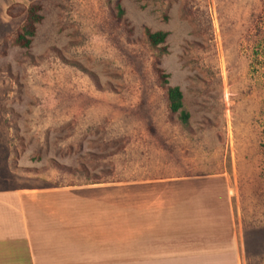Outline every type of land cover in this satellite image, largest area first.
I'll return each mask as SVG.
<instances>
[{
  "label": "rangeland",
  "instance_id": "374dc122",
  "mask_svg": "<svg viewBox=\"0 0 264 264\" xmlns=\"http://www.w3.org/2000/svg\"><path fill=\"white\" fill-rule=\"evenodd\" d=\"M32 2L43 19L18 47ZM145 28L168 32L166 53ZM117 177L227 196L211 206L243 264H264V0H0V188Z\"/></svg>",
  "mask_w": 264,
  "mask_h": 264
},
{
  "label": "crops",
  "instance_id": "0c3cea01",
  "mask_svg": "<svg viewBox=\"0 0 264 264\" xmlns=\"http://www.w3.org/2000/svg\"><path fill=\"white\" fill-rule=\"evenodd\" d=\"M43 183L0 188V264H243L234 218L211 206L229 198L194 180Z\"/></svg>",
  "mask_w": 264,
  "mask_h": 264
},
{
  "label": "trees",
  "instance_id": "16d2710c",
  "mask_svg": "<svg viewBox=\"0 0 264 264\" xmlns=\"http://www.w3.org/2000/svg\"><path fill=\"white\" fill-rule=\"evenodd\" d=\"M118 9V17L122 13L119 3H116ZM42 6L39 3H30L25 12L23 23L20 25L16 32L13 43L14 45L22 48H28L32 42V38L36 32L37 24L41 23L43 15L41 13ZM167 31H150L145 28V38L147 42L153 47L158 49L160 53H166V46L164 45ZM155 72L158 75L159 82L165 86L167 84V74H165L160 67L155 68ZM166 98L168 108L171 113H178V119L184 125L188 124L189 114L182 109V93L177 86H165Z\"/></svg>",
  "mask_w": 264,
  "mask_h": 264
}]
</instances>
